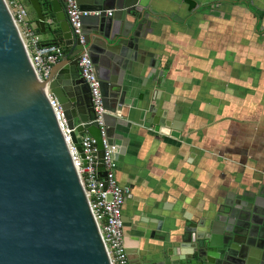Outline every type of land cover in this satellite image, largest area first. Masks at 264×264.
I'll return each mask as SVG.
<instances>
[{
	"label": "crops",
	"instance_id": "obj_1",
	"mask_svg": "<svg viewBox=\"0 0 264 264\" xmlns=\"http://www.w3.org/2000/svg\"><path fill=\"white\" fill-rule=\"evenodd\" d=\"M22 1L42 42L62 43L60 23L42 33ZM145 2L149 66L141 74L136 65L133 103L108 131L127 190L130 264L188 253L189 234L209 233L232 206L264 214V0ZM149 105L158 109L159 131L146 120Z\"/></svg>",
	"mask_w": 264,
	"mask_h": 264
},
{
	"label": "water",
	"instance_id": "obj_2",
	"mask_svg": "<svg viewBox=\"0 0 264 264\" xmlns=\"http://www.w3.org/2000/svg\"><path fill=\"white\" fill-rule=\"evenodd\" d=\"M28 1L42 33L60 23L63 42L56 38L53 44L63 56L39 81L0 0V264H110L49 96L60 103L83 158L82 138L96 139L98 172L105 178L103 136L79 56L87 48L95 64L109 136L117 114L133 103L128 90L136 65H142L141 74L149 66L141 47L150 23L146 0H79L83 9L97 12L83 19L85 45L74 35L62 0ZM157 112L154 105L144 110L159 131ZM187 242L194 243L188 253L151 264H264V214L252 205L232 206L209 233L195 239L189 234Z\"/></svg>",
	"mask_w": 264,
	"mask_h": 264
},
{
	"label": "built area",
	"instance_id": "obj_3",
	"mask_svg": "<svg viewBox=\"0 0 264 264\" xmlns=\"http://www.w3.org/2000/svg\"><path fill=\"white\" fill-rule=\"evenodd\" d=\"M4 1L18 29L34 72L38 80L44 82L52 66L63 56V49L58 44H45L42 42L39 33L29 20L28 9L22 0ZM62 1L74 35L78 38L80 44L85 45L83 19L85 16L97 12L83 9L79 0ZM107 12L111 13V10ZM79 68L82 78L90 88L93 107L97 116L95 121L101 127L104 141L102 159L105 178L101 177L98 172L96 139L89 135L82 138L81 147L85 155V158H83L72 140L71 130L67 126L60 103L52 96H49V101L68 146L73 165L102 237L110 264H130L124 241L123 219V206L127 190L119 184L117 179L118 162L116 154L119 147L109 138L105 130L103 116L107 111L104 106L101 81L87 48L79 56Z\"/></svg>",
	"mask_w": 264,
	"mask_h": 264
}]
</instances>
